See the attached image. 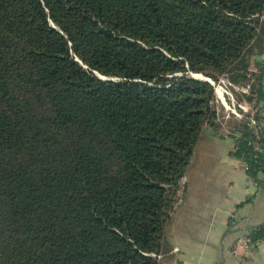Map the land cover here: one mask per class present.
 Instances as JSON below:
<instances>
[{"label": "trees", "instance_id": "1", "mask_svg": "<svg viewBox=\"0 0 264 264\" xmlns=\"http://www.w3.org/2000/svg\"><path fill=\"white\" fill-rule=\"evenodd\" d=\"M207 127L260 181L264 0H0V264H164Z\"/></svg>", "mask_w": 264, "mask_h": 264}, {"label": "crops", "instance_id": "2", "mask_svg": "<svg viewBox=\"0 0 264 264\" xmlns=\"http://www.w3.org/2000/svg\"><path fill=\"white\" fill-rule=\"evenodd\" d=\"M233 146L230 136L210 127L202 132L184 177L183 203L166 229L164 264H264V242L236 244L240 231L264 222V174L260 181L247 174Z\"/></svg>", "mask_w": 264, "mask_h": 264}, {"label": "built area", "instance_id": "3", "mask_svg": "<svg viewBox=\"0 0 264 264\" xmlns=\"http://www.w3.org/2000/svg\"><path fill=\"white\" fill-rule=\"evenodd\" d=\"M213 84L215 85V88H216V92H217V94L219 95V89H221L222 90V88H221V86H217L219 83H216L214 80H213ZM237 87V86H236ZM237 88H239V87H237ZM243 90H246V88H242ZM227 91V89H225L224 88V90H222V95H223V97H221L220 95H219V98H221L222 99V101H223V103H226V101H225V97H224V92H226ZM233 96V95H232ZM235 97V96H234ZM231 100V99H230ZM235 100H236V98H235ZM238 105L241 107V108H243L244 110H250V109H252L253 108V106H252V104H250V103H248V102H239L238 103ZM228 106H230V109L229 108H227L228 110H227V116H229L231 113H234L237 117H242L243 116V113L237 108V100H236V102L234 101L233 102V106L232 105H227L226 104V107H228ZM253 123H256V121L255 120H253ZM179 202H177V204H178ZM238 246L240 245V246H249V244H248V240L246 239V237H243V236H241L240 237V239L238 240Z\"/></svg>", "mask_w": 264, "mask_h": 264}, {"label": "rangeland", "instance_id": "4", "mask_svg": "<svg viewBox=\"0 0 264 264\" xmlns=\"http://www.w3.org/2000/svg\"><path fill=\"white\" fill-rule=\"evenodd\" d=\"M217 86H221V88H222V90H224V88L225 89H227V91L226 92H224V97L226 98L225 99V101H226V103H223V101H222V99L221 98H219V95H218V98H219V101H220V103L223 105V108L224 109H221V110H223V112H225L226 113V115H227V108H229L230 109V106H228V107H226V104L227 105H232L233 106V102L235 101L236 102V100H237V98L236 97H234L235 95H234V93L232 92V90L229 88V81H228V79H226V78H222V80L220 81V83L217 85ZM233 95V96H232ZM235 98H236V100H235ZM231 99V100H230ZM243 167H244V169H245V171H246V168H247V166L243 163ZM248 174V173H247ZM183 192L181 191V193H180V196H179V198H178V200H177V202H179V204L181 205L182 203H183ZM179 207V206H178ZM232 217L231 218H234L235 219V216H234V214H232L231 215ZM241 263L242 264H250L249 262H248V260H246V261H241Z\"/></svg>", "mask_w": 264, "mask_h": 264}, {"label": "water", "instance_id": "5", "mask_svg": "<svg viewBox=\"0 0 264 264\" xmlns=\"http://www.w3.org/2000/svg\"><path fill=\"white\" fill-rule=\"evenodd\" d=\"M192 75L200 79L209 80L213 83V79L209 76L204 75L203 73H192Z\"/></svg>", "mask_w": 264, "mask_h": 264}, {"label": "bare ground", "instance_id": "6", "mask_svg": "<svg viewBox=\"0 0 264 264\" xmlns=\"http://www.w3.org/2000/svg\"><path fill=\"white\" fill-rule=\"evenodd\" d=\"M219 95H220L221 97H223V95H222V90H221V89H219Z\"/></svg>", "mask_w": 264, "mask_h": 264}]
</instances>
